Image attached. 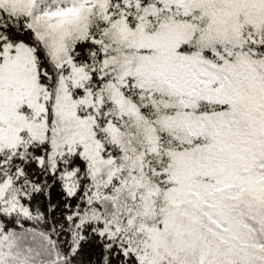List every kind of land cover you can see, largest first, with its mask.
<instances>
[{
	"label": "snow or ice",
	"instance_id": "6c2138e0",
	"mask_svg": "<svg viewBox=\"0 0 264 264\" xmlns=\"http://www.w3.org/2000/svg\"><path fill=\"white\" fill-rule=\"evenodd\" d=\"M0 264H264V0H0Z\"/></svg>",
	"mask_w": 264,
	"mask_h": 264
}]
</instances>
